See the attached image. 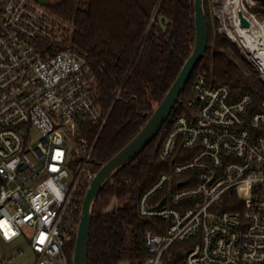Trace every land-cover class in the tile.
I'll return each mask as SVG.
<instances>
[{
  "label": "built area",
  "instance_id": "2783aa9c",
  "mask_svg": "<svg viewBox=\"0 0 264 264\" xmlns=\"http://www.w3.org/2000/svg\"><path fill=\"white\" fill-rule=\"evenodd\" d=\"M216 1L234 5L227 35L264 84V61L237 29L239 11L250 28L264 24L252 10L264 1ZM47 3L0 0V264H14L25 247L34 264H70L78 193L99 168L83 131L101 130L110 115L96 74L69 42L75 24ZM191 78L187 111L159 147L170 168L137 204L141 218L165 222L145 232V264H264V99L236 96L201 71Z\"/></svg>",
  "mask_w": 264,
  "mask_h": 264
},
{
  "label": "trees",
  "instance_id": "16d2710c",
  "mask_svg": "<svg viewBox=\"0 0 264 264\" xmlns=\"http://www.w3.org/2000/svg\"><path fill=\"white\" fill-rule=\"evenodd\" d=\"M78 2H48L47 7L75 24L69 42L96 74L100 102L110 109L101 130L90 126L83 131L88 147L95 142L93 157L105 162L139 132L190 57L195 40L194 0H89L87 7ZM252 10L264 20V2ZM205 11L209 34L210 28L213 34L194 72H204L211 84H228L236 96L249 93L256 103L260 102L264 99V84L258 72L244 67L237 55L227 50L231 42L218 32L219 20L213 15L210 0H205ZM161 15L171 20L166 30L159 22ZM181 103L180 97L176 106ZM175 108L146 148L101 190L91 222L88 264H145L149 255L145 232L165 222L141 218L137 204L170 168V163L160 158L159 147L174 123L171 117L176 114ZM85 190L78 193L79 205ZM105 198L122 199L126 204L114 212H100L97 206ZM79 214V210L74 214V225ZM75 237L67 249L70 264Z\"/></svg>",
  "mask_w": 264,
  "mask_h": 264
},
{
  "label": "water",
  "instance_id": "95a60500",
  "mask_svg": "<svg viewBox=\"0 0 264 264\" xmlns=\"http://www.w3.org/2000/svg\"><path fill=\"white\" fill-rule=\"evenodd\" d=\"M35 1L42 5L47 3V0ZM239 16L242 21V27L251 26L250 20L244 16L243 11H239ZM194 21L195 40L193 41L192 51L172 83V87L169 88L161 102L155 105L154 110L148 114L149 117L139 132L124 147L115 153L109 161H95L99 168L88 184L80 204V214L76 229L77 237H75L74 252L72 253L73 264H88L91 222H93L95 202L100 192H102L101 190L124 166L134 160L162 129L171 116L197 64L206 55L209 48V26L205 11V0H194ZM159 22L162 24L163 29L166 30L171 20L161 15L159 16ZM165 202L166 199L159 206H162ZM117 208L119 207L115 203L114 208L108 212H114ZM121 264H129V262L124 261Z\"/></svg>",
  "mask_w": 264,
  "mask_h": 264
},
{
  "label": "rangeland",
  "instance_id": "374dc122",
  "mask_svg": "<svg viewBox=\"0 0 264 264\" xmlns=\"http://www.w3.org/2000/svg\"><path fill=\"white\" fill-rule=\"evenodd\" d=\"M60 1L61 0H49L48 2L53 3V4H57ZM78 1H79L78 2L79 5L81 7H87L89 0H78ZM220 2H221V0H220ZM210 6H211L214 17H216L219 20L218 32L223 37L227 38L230 41V39L227 35V32H228V29L234 28V27H232V22H231V19L233 16V9L235 8L234 5H233V7H229L228 9H225V8L220 9V8H218V3L216 0H210ZM210 30L211 31H210L209 37H210V35L213 34V31L211 28H210ZM213 44H214L213 47L216 48V45L214 42H213ZM209 45H210V43H209ZM227 50H229L231 53H233V55L234 54L237 55V58H238L237 60L244 67H246L247 69L257 70L256 67L253 64H251L247 58H245L243 48L239 47L237 43L233 44L231 42V44H229L227 46ZM191 85H192V78L189 79L185 90L182 92V94L180 96L184 103L178 104L176 106V108H175L176 114L171 117V120H174V118H176L177 115H179L180 113L187 111L186 103H188L187 101L190 98ZM31 137H32L33 142L35 144L41 138V134L38 130L33 128L31 131ZM94 168H96V167L94 166ZM115 203L117 204V207H121L124 204H126L125 200H122V199L105 198V199L100 200L99 205L97 206V210L100 212H108L114 208ZM21 248H22V245H21ZM25 250H26V255L19 258L18 260H16V262L14 264H34L35 260H34L33 254L30 252V249H28V247L27 248L25 247ZM129 264H134V263L131 262Z\"/></svg>",
  "mask_w": 264,
  "mask_h": 264
},
{
  "label": "bare ground",
  "instance_id": "6f19581e",
  "mask_svg": "<svg viewBox=\"0 0 264 264\" xmlns=\"http://www.w3.org/2000/svg\"><path fill=\"white\" fill-rule=\"evenodd\" d=\"M225 6V8L229 7L228 5ZM234 13L237 16L238 10ZM237 29L239 31V40L248 43V45L251 44L259 60L264 61V24L260 26L255 22L252 28L240 25Z\"/></svg>",
  "mask_w": 264,
  "mask_h": 264
},
{
  "label": "flooded vegetation",
  "instance_id": "af4514ba",
  "mask_svg": "<svg viewBox=\"0 0 264 264\" xmlns=\"http://www.w3.org/2000/svg\"><path fill=\"white\" fill-rule=\"evenodd\" d=\"M161 24V23H160ZM168 27V26H167ZM162 28H163V26H162ZM164 30V29H163Z\"/></svg>",
  "mask_w": 264,
  "mask_h": 264
}]
</instances>
